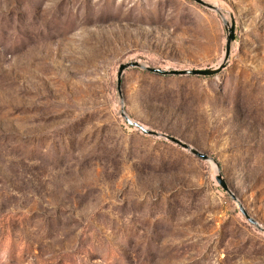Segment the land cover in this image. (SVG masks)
Instances as JSON below:
<instances>
[{
  "label": "rangeland",
  "instance_id": "rangeland-1",
  "mask_svg": "<svg viewBox=\"0 0 264 264\" xmlns=\"http://www.w3.org/2000/svg\"><path fill=\"white\" fill-rule=\"evenodd\" d=\"M205 1L235 21L226 67L127 69L124 107L214 157L264 227V0ZM225 47L193 0H0V264H264L211 162L120 115L121 63L214 68Z\"/></svg>",
  "mask_w": 264,
  "mask_h": 264
},
{
  "label": "water",
  "instance_id": "water-1",
  "mask_svg": "<svg viewBox=\"0 0 264 264\" xmlns=\"http://www.w3.org/2000/svg\"><path fill=\"white\" fill-rule=\"evenodd\" d=\"M193 1L197 2L198 4L204 6L208 9H211V10L218 12L222 16L223 21H224L225 30H226V47H225V54H224L223 60L220 62V64L217 67H214V68L183 69V70H178V69L167 70V69L154 68V67H151L148 64H145V63L140 62V61H131V62L121 63L119 65L118 72H117V85H116L117 91H118V94L120 97V105H121L120 115L124 118V120L130 126L139 129L142 133L147 134V135H151V136H154L157 138L165 139V140L172 142V143L180 146L181 148L189 151L190 153L199 157L200 159L214 162L216 165V170H217L216 180H217L218 184L236 202L241 214L245 217V219L250 224L254 225L258 230L264 232V227L254 217H252L248 213V211L246 210V208L244 207L242 202L239 200V198L236 196V194L230 189V187L228 186L226 180L223 178V175L220 171V164L217 162V160L214 157L199 151L198 149H196L192 145L184 142L183 140H181V139H179L173 135H170V134L165 133V132L157 131L154 129H150V128L144 126L142 123L131 118L128 115V113L126 112L125 107H124V96H123V91H122V78H123L124 72L127 69L137 68V69L149 71L151 73H155V74H159V75H166V76H172V75H174V76H182V75L211 76V75H215V74L219 73L220 71H222L226 67V64L229 60L230 53H231L232 42L235 39V21H234V18L231 15V20L229 21L223 15L222 9H220L216 5H213L211 3L206 2L205 0H193Z\"/></svg>",
  "mask_w": 264,
  "mask_h": 264
},
{
  "label": "bare ground",
  "instance_id": "bare-ground-1",
  "mask_svg": "<svg viewBox=\"0 0 264 264\" xmlns=\"http://www.w3.org/2000/svg\"><path fill=\"white\" fill-rule=\"evenodd\" d=\"M210 162H211L212 166L216 169V165H215V163L212 162V161H210ZM216 171H217V170H216Z\"/></svg>",
  "mask_w": 264,
  "mask_h": 264
}]
</instances>
